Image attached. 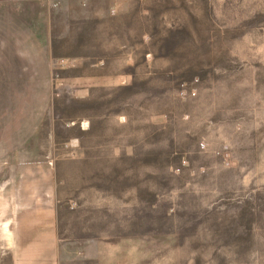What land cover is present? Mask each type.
Instances as JSON below:
<instances>
[{"label":"rangeland","instance_id":"1","mask_svg":"<svg viewBox=\"0 0 264 264\" xmlns=\"http://www.w3.org/2000/svg\"><path fill=\"white\" fill-rule=\"evenodd\" d=\"M49 6L47 110L0 89L23 131L0 190L38 188L74 260L264 264V0Z\"/></svg>","mask_w":264,"mask_h":264},{"label":"crops","instance_id":"2","mask_svg":"<svg viewBox=\"0 0 264 264\" xmlns=\"http://www.w3.org/2000/svg\"><path fill=\"white\" fill-rule=\"evenodd\" d=\"M49 1L0 0V54L8 56L6 62L0 59V89L5 88V95L10 96L15 85H37L33 96L44 98L37 120L45 107L47 110L51 95ZM14 115V111L0 112V161L19 148L15 134L23 131L12 126ZM37 120L24 133L35 130ZM39 192L37 188L26 206L17 195L9 196L7 190H0V254L9 256L16 264H93V259L86 255L85 260L70 257L68 231L60 228L53 208L42 214ZM27 209H33L31 216L25 215Z\"/></svg>","mask_w":264,"mask_h":264}]
</instances>
